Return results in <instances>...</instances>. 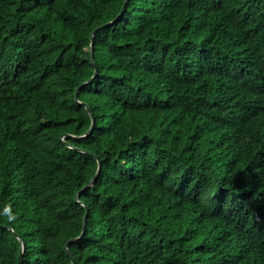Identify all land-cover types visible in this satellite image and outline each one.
I'll return each mask as SVG.
<instances>
[{
	"label": "trees",
	"instance_id": "1",
	"mask_svg": "<svg viewBox=\"0 0 264 264\" xmlns=\"http://www.w3.org/2000/svg\"><path fill=\"white\" fill-rule=\"evenodd\" d=\"M123 2L0 0V264H264V0Z\"/></svg>",
	"mask_w": 264,
	"mask_h": 264
},
{
	"label": "water",
	"instance_id": "2",
	"mask_svg": "<svg viewBox=\"0 0 264 264\" xmlns=\"http://www.w3.org/2000/svg\"><path fill=\"white\" fill-rule=\"evenodd\" d=\"M124 5H125V0H124V2H123V5H122V7H121L119 13L117 14V16H116L113 20L107 22L106 24H108V23L114 21V20H115V19H116L121 13H122L123 8H124ZM98 28H99V27H97L96 29H98ZM96 29L93 30L92 34L95 32ZM92 34H91V37H92ZM91 40H92V39H91ZM90 47H91V50H92V43H91V42H90ZM90 59H91V61H92V63H93L92 51L90 52ZM95 75H96V68L94 69L93 75H92L88 80H86V81H84L83 83H81V85H79V87L82 86V85H84V84H86V83H88L89 81L93 80V78H94ZM79 87H78V88H79ZM74 97H75V101L78 102V99H77V97H76V92H75ZM79 103H81V104H83V105L85 106V108L87 109V111H88V113H89V115H90V118H91V124H90V127L88 128V130H87L84 134L80 135V137H81V136H86V135H88V134L92 131V128H93V125H94V117H93V115H92V113H91L90 108H89L86 104H84V103H82V102H80V101H79ZM100 166H101V162L97 159V170H96V173H95L94 176L91 178V180L89 181V183H88L86 186H84V188H86L87 186L91 185V184L95 181V179H96V177H97V175H98V173H99V171H100ZM84 188H83V189H84ZM81 204L85 206L84 203H81ZM86 216H87V210H85V213H84V216H83V220H82V229H81L80 234H79L77 237H75V238L69 239V240L65 243V245H64L65 253L69 256L70 261H71V264H76V262L74 261L72 255L70 254V252H69L67 246H68L69 243L74 242V241H77L78 239H80V238L82 237V235H83V233H84V230H85V220H86ZM13 233H14V232H13ZM14 235L18 238V240H19V242H20V251H19V254H18L17 264H21L22 254H23V251H24V244H23L22 240L20 239V237H19L18 235H16L15 233H14Z\"/></svg>",
	"mask_w": 264,
	"mask_h": 264
}]
</instances>
